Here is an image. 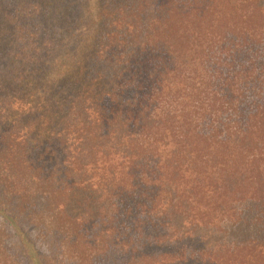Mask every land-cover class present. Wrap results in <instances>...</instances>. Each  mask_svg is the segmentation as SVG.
<instances>
[{
    "label": "trees",
    "instance_id": "1",
    "mask_svg": "<svg viewBox=\"0 0 264 264\" xmlns=\"http://www.w3.org/2000/svg\"><path fill=\"white\" fill-rule=\"evenodd\" d=\"M22 263L264 264V0H0Z\"/></svg>",
    "mask_w": 264,
    "mask_h": 264
},
{
    "label": "rangeland",
    "instance_id": "2",
    "mask_svg": "<svg viewBox=\"0 0 264 264\" xmlns=\"http://www.w3.org/2000/svg\"><path fill=\"white\" fill-rule=\"evenodd\" d=\"M41 247H42V249H43L45 252H47L48 254L51 253V250H50V248H49L48 246H46V245H44V244H41ZM22 264H23V263H22Z\"/></svg>",
    "mask_w": 264,
    "mask_h": 264
}]
</instances>
